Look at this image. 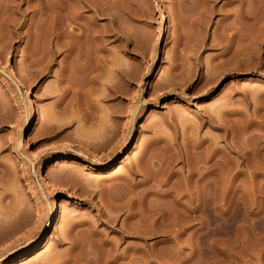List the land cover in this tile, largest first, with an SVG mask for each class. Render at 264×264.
Instances as JSON below:
<instances>
[{"label": "rangeland", "instance_id": "obj_1", "mask_svg": "<svg viewBox=\"0 0 264 264\" xmlns=\"http://www.w3.org/2000/svg\"><path fill=\"white\" fill-rule=\"evenodd\" d=\"M19 1L0 0V264H264V0H95L81 57Z\"/></svg>", "mask_w": 264, "mask_h": 264}, {"label": "bare ground", "instance_id": "obj_2", "mask_svg": "<svg viewBox=\"0 0 264 264\" xmlns=\"http://www.w3.org/2000/svg\"><path fill=\"white\" fill-rule=\"evenodd\" d=\"M22 1V0H20ZM19 1V2H20ZM95 0H30L29 2H26L28 4H31L34 8H35V12L37 13H40V16L42 15H47L45 14L46 12H49L50 11V14L51 17L53 15V19L55 18L56 22H55V30H56V41L58 43V47L62 49V47H65L66 50L68 51L69 55H71L72 53H75V51H77L76 49H78L80 52L79 54L75 55L76 56H82V49H84V45L86 46V42L89 41V39L91 40H96L98 42H100L99 44L103 43V36L101 35V33L103 32H100L101 30H99V26H98V23L95 22V20L93 21L89 19L88 23H86V21L88 20H85L87 16H85L84 14H82V11L83 9H87L89 8V6L91 5V2H93ZM255 1V0H254ZM263 1V0H262ZM97 2V1H96ZM246 2V0L244 1ZM259 2V0H258ZM261 2V0H260ZM8 3V2H7ZM6 3V4H7ZM10 3V1H9ZM8 3V4H9ZM15 3V2H14ZM95 3V2H94ZM99 3V7L98 8V5L97 7H95V10H94V13L96 14V16L99 15H104V10H102L101 6H100V2ZM7 4V6H8ZM103 4V3H102ZM262 4V2L260 3ZM19 5V4H18ZM95 5V6H96ZM263 5V4H262ZM260 6V5H258ZM92 7L93 6V3H92ZM264 7V6H263ZM261 6V8H263ZM9 8H7L8 10ZM19 9V8H18ZM94 9V8H92ZM6 10V11H7ZM12 10V9H10ZM5 11V10H4ZM9 11V10H8ZM7 11V12H8ZM51 12L53 14H51ZM5 13V12H4ZM94 14V15H95ZM6 15V14H5ZM9 15V14H8ZM11 16V15H10ZM5 17V16H4ZM39 17V16H38ZM36 17V18H38ZM47 17V16H46ZM50 17V16H49ZM50 17V18H51ZM48 18V17H47ZM89 18V17H87ZM101 18V17H100ZM46 19V18H45ZM20 20V19H19ZM54 20V21H55ZM83 20H85V22L82 24ZM18 21V20H17ZM42 21V20H41ZM39 21V22H41ZM52 21L49 19V22ZM16 22V21H15ZM44 22V20H43ZM13 23V22H12ZM18 23V22H17ZM34 23V22H33ZM37 23V22H36ZM86 23V25H85ZM21 24V23H20ZM45 24V23H44ZM53 24V23H52ZM4 25V24H3ZM79 28H76L78 27ZM19 26V25H18ZM49 26V25H48ZM76 26V27H75ZM50 27H51V23H50ZM102 28V27H100ZM50 29V28H48ZM78 29V30H77ZM259 34V33H258ZM259 39V38H258ZM90 40V41H91ZM256 40V39H254ZM95 41V42H96ZM252 41V40H251ZM256 42V41H255ZM253 41V43H255ZM88 43V42H87ZM102 45V44H101ZM59 49V50H60ZM58 50V51H59ZM102 50V49H101ZM226 50V49H225ZM229 50V49H228ZM65 51V50H64ZM100 51V50H99ZM80 56V57H81ZM79 60V59H78ZM33 64L35 62H32ZM71 65V64H70ZM69 65V66H70ZM30 66V65H29ZM71 69V66L70 68ZM65 70V69H64ZM63 70V72H65ZM43 72V71H42ZM69 72V71H68ZM62 74V73H61ZM64 74V73H63ZM68 74V73H67ZM63 78L67 77L66 76V72L64 75H62ZM216 80V79H215ZM213 79V81H215ZM60 83V82H59ZM62 95V94H61ZM65 95V93H64ZM158 105V104H157ZM212 119V118H211ZM215 121V119H214ZM130 144V143H129ZM127 145V144H126ZM125 145V146H126ZM128 149V146L124 147V151H126ZM123 152V151H122ZM121 153V152H120ZM121 156H119L118 158H120ZM123 157V156H122ZM3 162V161H2ZM2 162L0 164H2ZM64 162H67L66 159H57L56 161H53L52 165L49 167L48 171L49 173L51 174H58L59 173V169L61 167V164L64 163ZM108 164V163H107ZM84 166L82 167V169H86L87 166L85 164H83ZM1 166V165H0ZM2 167L4 168V170L6 171L7 170V166H5V163L4 165L2 164ZM1 167V168H2ZM108 168L105 167V169ZM3 170V169H1ZM3 170V171H4ZM68 203H65V201H62L59 205L60 207V210H64L68 207ZM8 233V232H7ZM30 260V259H29ZM29 260H21L19 261L18 263H15V264H27ZM31 261H32V258H31Z\"/></svg>", "mask_w": 264, "mask_h": 264}]
</instances>
